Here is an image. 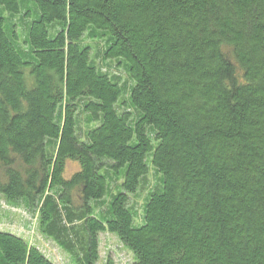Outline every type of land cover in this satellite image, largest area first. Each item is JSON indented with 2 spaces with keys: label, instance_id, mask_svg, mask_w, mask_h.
I'll return each instance as SVG.
<instances>
[{
  "label": "trees",
  "instance_id": "16d2710c",
  "mask_svg": "<svg viewBox=\"0 0 264 264\" xmlns=\"http://www.w3.org/2000/svg\"><path fill=\"white\" fill-rule=\"evenodd\" d=\"M0 196L70 264H264V0H0Z\"/></svg>",
  "mask_w": 264,
  "mask_h": 264
},
{
  "label": "rangeland",
  "instance_id": "374dc122",
  "mask_svg": "<svg viewBox=\"0 0 264 264\" xmlns=\"http://www.w3.org/2000/svg\"><path fill=\"white\" fill-rule=\"evenodd\" d=\"M108 67L110 68V72L118 73L120 77L126 78V75L113 62ZM77 167L78 165L75 161H68L66 174H70ZM130 201H133V197H130ZM138 201L140 202L141 200ZM2 229L23 236L56 264H70L66 253L59 249L55 242L46 238L38 231L35 218L30 213L25 211L21 206L7 203L0 196V230ZM99 238L100 258L96 264H109V262H111L110 264H133L132 254L119 243L115 236L105 232L101 233Z\"/></svg>",
  "mask_w": 264,
  "mask_h": 264
}]
</instances>
